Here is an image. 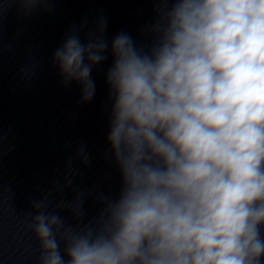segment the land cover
Instances as JSON below:
<instances>
[{"label": "clouds", "instance_id": "9594fccd", "mask_svg": "<svg viewBox=\"0 0 264 264\" xmlns=\"http://www.w3.org/2000/svg\"><path fill=\"white\" fill-rule=\"evenodd\" d=\"M16 3L28 13L50 0H0V15ZM156 3L149 52L125 32L111 44L108 142L122 175L119 197L98 195L104 207L87 224L83 192L53 203L52 192L77 174L69 157L65 183L54 180L26 214L38 264H262L264 0ZM106 27L101 18L87 43L83 25L71 27L53 55L64 85L82 86V103L95 95L91 73L106 59ZM76 155L90 163L83 144ZM58 208L71 209L77 224Z\"/></svg>", "mask_w": 264, "mask_h": 264}]
</instances>
